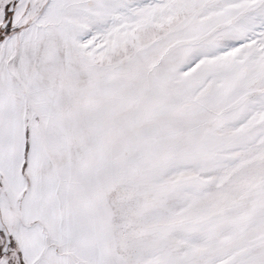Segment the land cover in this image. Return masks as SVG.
<instances>
[{"label": "snow or ice", "instance_id": "6c2138e0", "mask_svg": "<svg viewBox=\"0 0 264 264\" xmlns=\"http://www.w3.org/2000/svg\"><path fill=\"white\" fill-rule=\"evenodd\" d=\"M0 264H264V0H0Z\"/></svg>", "mask_w": 264, "mask_h": 264}]
</instances>
